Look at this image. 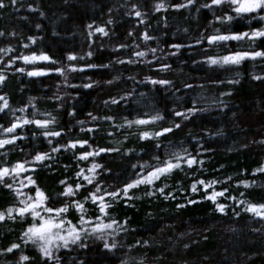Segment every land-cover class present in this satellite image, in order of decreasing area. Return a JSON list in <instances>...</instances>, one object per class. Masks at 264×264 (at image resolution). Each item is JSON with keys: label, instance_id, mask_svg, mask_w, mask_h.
<instances>
[{"label": "trees", "instance_id": "obj_1", "mask_svg": "<svg viewBox=\"0 0 264 264\" xmlns=\"http://www.w3.org/2000/svg\"><path fill=\"white\" fill-rule=\"evenodd\" d=\"M160 2L166 7L158 9ZM5 5L0 8V32L4 33L0 35V49L11 46L12 51L7 56L0 52V70L7 76L0 94H7L16 117L44 119V114L50 113L56 122L47 131H63L58 137L46 138L44 129L38 126L18 128L20 138L0 148V163L31 160L37 152H49L51 159L43 164L36 162L34 170L29 169L17 179L32 175L53 199L50 206L68 202L56 196L64 190L60 181L67 177L69 183H86L75 174L81 168L87 172L94 161L111 169L102 171L98 179L103 181L101 187L113 191L139 170V165L133 169V164H155L156 155L166 159V147L187 149L203 160L202 166L184 165L174 170L155 187L140 185L130 190V201H117L111 209L121 225L127 218L128 223L123 225L127 231L108 236L107 240L89 235L69 248H61L56 253L61 264H121L129 256L143 258L144 264H264V217L248 211L250 203H264V172L255 171L264 168V58L247 57L239 64H210L205 59L236 51L264 50V38L213 43L207 39L211 35L264 28V20L256 13L236 16L227 2L206 7L211 0H192L191 4L188 0H16L15 4L5 0ZM137 10L142 14L139 17L135 15ZM225 14L234 19H215ZM97 27H104L108 35L96 32ZM145 32L150 39L144 38ZM29 37H36V42L31 43ZM174 45L182 47L177 50ZM41 50L53 61L25 65L17 60L14 65L7 64L11 57L39 54ZM89 51L91 56L87 55ZM139 51L146 55L135 56ZM70 53L76 55L75 60L68 59ZM70 64L77 65V69L69 68ZM89 64L95 67L80 70V66ZM160 65L169 67L162 70ZM33 66L63 68L65 72L50 71L31 77L27 71H17ZM147 77L171 83L153 84ZM30 97H35L32 103ZM24 105L28 108L21 113L19 109ZM193 107L198 111L188 119L175 116L176 111ZM157 112L164 119L147 126L124 124V118L133 120ZM13 120L8 109L0 112V124L7 127ZM173 122L181 126L172 133L159 138L139 137L142 131H160L172 127ZM121 124L124 127H118ZM77 139L89 140L91 147L78 145L76 149L51 151ZM92 148L118 151L100 153L87 161L77 159L81 151ZM199 179L218 181L216 191L228 190L218 197V202L226 205L224 212L206 198L211 188L205 190L198 185V191L191 190L192 183ZM164 184L168 185V196L158 191ZM22 190L34 192V186ZM148 192L155 194L147 195ZM87 194L81 190L72 199L82 200ZM16 203V196L0 185V209ZM86 207L91 214L99 215L91 202ZM70 211L73 217L79 215ZM27 220L31 222V218ZM26 226L19 217L0 221V249L21 243ZM138 240L141 243L137 244ZM106 242L117 243V248L106 249ZM81 243L87 247H81ZM21 253L32 259L20 264H41V254L31 243H21V248L12 253L0 252V264H18Z\"/></svg>", "mask_w": 264, "mask_h": 264}, {"label": "snow or ice", "instance_id": "obj_2", "mask_svg": "<svg viewBox=\"0 0 264 264\" xmlns=\"http://www.w3.org/2000/svg\"><path fill=\"white\" fill-rule=\"evenodd\" d=\"M225 2L232 6V10L236 16H243L244 14L256 13V16L260 20H264V0H211V5H206V7H211L212 5H222ZM12 4L16 3V0H11ZM188 3L191 4L192 0H188ZM5 0H0V8H4ZM184 5H175V7H183ZM135 8L136 6L133 5ZM158 9H163L166 5L163 2H160L156 6ZM136 16H141V12L137 10L135 12ZM218 21H227L231 22L234 19V16L231 14H225L224 16L215 17ZM39 27V25H37ZM90 29L92 25L88 26ZM96 32L103 33L108 35L107 30L104 27H97ZM218 31V30H217ZM0 35H4L3 32H0ZM15 35V33H12ZM89 35H92L90 32ZM144 38L150 39L147 32L144 33ZM242 38H252L254 41L256 39L264 38V28L253 29L249 32H233L230 34H219L208 36L207 39L210 43L217 41H229L232 39L241 40ZM31 43H35L36 37H29ZM199 43V41H197ZM25 47H28L26 44ZM120 47H126V45H120ZM177 50L182 47L181 45H174ZM12 51L11 46L7 49H0V52L4 53L5 56ZM150 51L155 52V49H150ZM93 53L89 51L88 56H91ZM146 53L144 51H139L135 53L137 57H143ZM247 57H261L264 58V50L258 51H236L230 52L228 55L224 56H208L205 57L206 61L210 64H228V63H241ZM70 61L76 59L74 53L68 55ZM17 60L24 61L25 65H35L38 61H53V57L50 56L47 52L41 50L39 54L36 52H31L30 54H21L16 57H11L7 60L8 65H14ZM3 61V56H0V62ZM123 62V61H121ZM129 62H132L131 59ZM83 67H95V65H84L80 66V70H83ZM161 69H166L168 65H160ZM69 68L72 70L77 69V65L70 64ZM17 71L24 73L27 71V75L31 77H39L47 74L50 71H56L64 73L65 69L63 68H41L33 66L30 70L21 67ZM260 77H257L259 79ZM146 79L151 80L153 84H164L168 85L171 82L167 80H155L151 77ZM7 76L0 70V87L5 86V81ZM111 83V81H109ZM84 87H91V85H84ZM186 87H191L186 85ZM7 94H0V112H4L5 109H8L12 112L14 120L5 127L3 124H0V148H3L5 145L14 144L20 137L17 135V129L22 128L24 125H35L39 128L44 129V137H58L61 135L60 131L49 132L47 131L50 125L55 124L56 117L51 116L50 113H45L44 119L32 118L30 119L27 115H22L19 117L15 116V109H12L8 99L6 98ZM131 93H125V96H129ZM58 98V97H57ZM125 97H121L123 100ZM35 100V97L29 98V103H32ZM117 101L113 98V103ZM34 106V105H33ZM28 106L24 105L19 109L21 113H24L27 110ZM198 109L193 107L185 109L184 111H176L175 116L181 117L186 120L192 113L197 112ZM75 112V109H73ZM37 113L33 112L32 116L36 117ZM91 115V114H89ZM93 120H96V116H92ZM108 120H114L113 117H105ZM164 119V117L157 112L155 115H146L144 117L137 116L133 120L124 118V124H127L128 127L136 126H147L149 124L155 123L159 120ZM80 123H83L81 121ZM124 124L119 125L118 127H124ZM180 124L173 122L172 127H163L160 131H149L145 130L139 133L140 139H149V138H159L165 133H172L173 129H179ZM83 131V129H82ZM92 131V129H89ZM127 139V136L125 137ZM49 144L51 140L49 139ZM89 145V140H70L67 144L59 145L51 149L52 152H59L61 148L64 149H76L77 146ZM91 147V145H89ZM156 148H160V144L155 145ZM118 149L112 148H92L90 151H81L78 160L87 161L90 157H97L100 153L105 152H114ZM129 152H132L133 149H128ZM143 151V149H141ZM166 159H161L159 155L153 157L156 161L155 164H151L148 161L141 163L140 161L137 164H133L131 167L136 169L139 165V170L132 173V178L129 179L127 183H124L122 187H118L113 191H108L107 189L101 187L103 181L98 178L101 175L102 171L111 172V169H105L103 165L96 163L95 161L87 169V172L84 168H81L76 172V176L82 178L86 183H69L68 178L60 181V184L64 186L63 192L57 193L56 196L61 199H67V203H58V206H50L53 203V199L49 194L40 187L37 183V180L32 175H25L21 179L22 173H28L29 169H35L37 167L36 162H43L47 159H51L49 152H37L31 160H17L15 163L3 162L0 163V185L9 190L16 196L17 203L15 205H9L7 208L0 209V221H4L6 218L16 220L18 217L24 221L27 226L22 231L21 243L27 245L28 243L33 244L38 249L41 254L42 260L41 264H49V261L52 264H61L60 257L56 255L61 248H69L71 245L77 244L82 240V238H87L89 235H95L97 238L102 240H107L108 236H114L117 232L127 231L123 226L128 223L127 218L124 219L123 225L117 221V219L112 214L113 204L117 201H122L128 203L131 199L130 190L138 188L140 185H151L155 187L156 182L160 181L161 178L169 177L174 170L180 169L182 166L187 165L191 168L193 165L199 164L203 165V160L198 159L197 156L192 155L187 149L178 148L175 150H170L169 147L165 148ZM98 169L100 171H98ZM255 171L264 172V168H257ZM6 178H11L12 183H8ZM26 181V183H25ZM218 181H205L203 179L196 180L191 185V190L193 192L198 191V185H202L205 190L212 189L209 192L206 198L211 199L216 202V207L220 212H224L226 205L218 202V197H223L228 191L223 189L220 191L215 190V185ZM241 183L248 185L249 181H241ZM28 185L34 186V192L31 190L23 191L22 189L27 188ZM89 186L92 190L88 191ZM168 185L164 184L163 187H160L158 191L162 195H170L165 193V188ZM87 191L88 194L84 195L81 199H72L76 197L79 192ZM154 192H148L147 195H154ZM243 195V194H242ZM107 197V199H106ZM127 198V199H125ZM235 199V197H232ZM91 202L92 206L95 208L96 212L99 215L91 214L86 207V205ZM194 203L195 201H189ZM70 209L75 210L79 213L78 216L73 217ZM248 211L253 212L255 215L264 217V203L256 204L250 203L248 205ZM71 217V218H70ZM27 218H31L29 223ZM111 230V231H108ZM21 243H12L6 249H0V252L12 253L14 250H19L21 248ZM141 241H137V244ZM144 243H148L144 241ZM81 247H87L83 243L80 244ZM104 247L109 250H115L117 248V243L115 242H106ZM132 247V246H129ZM28 255L21 253L19 262L30 261ZM144 264L143 258L136 260V258L129 256L127 259L121 260V264Z\"/></svg>", "mask_w": 264, "mask_h": 264}]
</instances>
